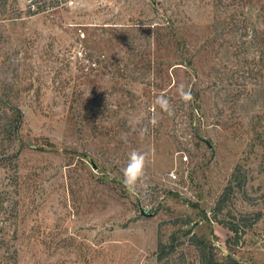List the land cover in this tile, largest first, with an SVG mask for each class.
Listing matches in <instances>:
<instances>
[{
  "label": "rangeland",
  "instance_id": "obj_1",
  "mask_svg": "<svg viewBox=\"0 0 264 264\" xmlns=\"http://www.w3.org/2000/svg\"><path fill=\"white\" fill-rule=\"evenodd\" d=\"M31 2L0 0V264H264V0Z\"/></svg>",
  "mask_w": 264,
  "mask_h": 264
},
{
  "label": "clouds",
  "instance_id": "obj_2",
  "mask_svg": "<svg viewBox=\"0 0 264 264\" xmlns=\"http://www.w3.org/2000/svg\"><path fill=\"white\" fill-rule=\"evenodd\" d=\"M70 3L75 6V0H70ZM177 92L180 96V99L185 103L191 102L193 100L191 90H185L183 84L177 88ZM155 103L160 106L162 111L170 113V104L164 96L157 97ZM157 122L158 121L155 119V117H153L150 121L152 126H155ZM146 132V128L141 129V137H143ZM146 167L147 154L141 151L133 150L128 156L126 166L123 168V179L121 181L131 195H139L137 189L138 185L141 187L144 185Z\"/></svg>",
  "mask_w": 264,
  "mask_h": 264
},
{
  "label": "trees",
  "instance_id": "obj_3",
  "mask_svg": "<svg viewBox=\"0 0 264 264\" xmlns=\"http://www.w3.org/2000/svg\"><path fill=\"white\" fill-rule=\"evenodd\" d=\"M65 1H67V0H40V1L39 0H32V2L28 5L27 16H33V15L45 13V12L53 10V9H57V8L61 7ZM2 10L3 9L1 8L0 12H2ZM6 10H7V8H6ZM14 11H15V13H14L15 15L10 17V18H21L22 17V10L21 9H14L13 8V10L11 12L13 13ZM2 103H3V105L0 107V124L2 125L1 133H2V135L4 134L6 136V137L4 136L2 138V141L3 140L4 141L5 140L10 141V140H13V138L10 137L9 132H11L12 130L14 131L15 134L19 132L20 124L22 122V118L19 119V121L17 122L18 123L17 125H16V123H13L14 121L12 120L11 113H10V110H13V107L9 103H4V101H1V99H0V105ZM6 110L8 112H6ZM1 125H0V127H1ZM5 125L9 126V128H3V126H5ZM214 264H218V263H214Z\"/></svg>",
  "mask_w": 264,
  "mask_h": 264
},
{
  "label": "built area",
  "instance_id": "obj_4",
  "mask_svg": "<svg viewBox=\"0 0 264 264\" xmlns=\"http://www.w3.org/2000/svg\"><path fill=\"white\" fill-rule=\"evenodd\" d=\"M173 176H174V177H177L175 173H173Z\"/></svg>",
  "mask_w": 264,
  "mask_h": 264
},
{
  "label": "water",
  "instance_id": "obj_5",
  "mask_svg": "<svg viewBox=\"0 0 264 264\" xmlns=\"http://www.w3.org/2000/svg\"><path fill=\"white\" fill-rule=\"evenodd\" d=\"M212 147V145H210ZM95 167V166H94Z\"/></svg>",
  "mask_w": 264,
  "mask_h": 264
}]
</instances>
